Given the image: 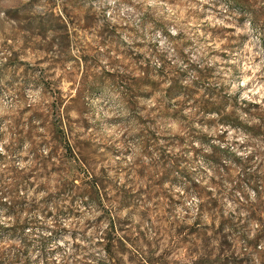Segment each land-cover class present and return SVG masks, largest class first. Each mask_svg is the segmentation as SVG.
I'll use <instances>...</instances> for the list:
<instances>
[{"label": "rangeland", "instance_id": "obj_1", "mask_svg": "<svg viewBox=\"0 0 264 264\" xmlns=\"http://www.w3.org/2000/svg\"><path fill=\"white\" fill-rule=\"evenodd\" d=\"M0 264H264V0H0Z\"/></svg>", "mask_w": 264, "mask_h": 264}, {"label": "trees", "instance_id": "obj_2", "mask_svg": "<svg viewBox=\"0 0 264 264\" xmlns=\"http://www.w3.org/2000/svg\"><path fill=\"white\" fill-rule=\"evenodd\" d=\"M213 111H215V109H212ZM238 125V124H236ZM236 162H239L240 163V160H239V157L237 158V161Z\"/></svg>", "mask_w": 264, "mask_h": 264}]
</instances>
